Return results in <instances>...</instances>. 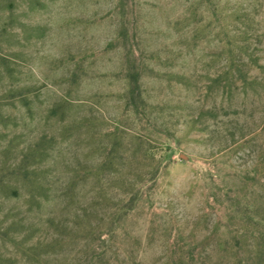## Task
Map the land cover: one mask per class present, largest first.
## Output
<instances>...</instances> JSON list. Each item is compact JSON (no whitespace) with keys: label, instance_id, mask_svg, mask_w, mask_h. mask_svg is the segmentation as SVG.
<instances>
[{"label":"rangeland","instance_id":"rangeland-1","mask_svg":"<svg viewBox=\"0 0 264 264\" xmlns=\"http://www.w3.org/2000/svg\"><path fill=\"white\" fill-rule=\"evenodd\" d=\"M0 264H264V0H0Z\"/></svg>","mask_w":264,"mask_h":264},{"label":"trees","instance_id":"trees-1","mask_svg":"<svg viewBox=\"0 0 264 264\" xmlns=\"http://www.w3.org/2000/svg\"><path fill=\"white\" fill-rule=\"evenodd\" d=\"M130 90H132V92L134 91V90H136V88H135V86H131V89ZM1 187H3L4 188V185H2Z\"/></svg>","mask_w":264,"mask_h":264}]
</instances>
